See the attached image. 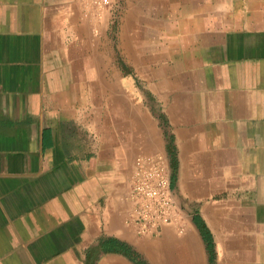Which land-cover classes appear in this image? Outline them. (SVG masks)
<instances>
[{"label":"crops","instance_id":"obj_1","mask_svg":"<svg viewBox=\"0 0 264 264\" xmlns=\"http://www.w3.org/2000/svg\"><path fill=\"white\" fill-rule=\"evenodd\" d=\"M192 18L179 72L154 91L189 219L139 237L125 194L133 160L155 149L134 140L131 110L103 124L101 22L79 0H0V264H133L103 251L110 240L147 264H210L194 218L214 264H264V27Z\"/></svg>","mask_w":264,"mask_h":264},{"label":"rangeland","instance_id":"obj_2","mask_svg":"<svg viewBox=\"0 0 264 264\" xmlns=\"http://www.w3.org/2000/svg\"><path fill=\"white\" fill-rule=\"evenodd\" d=\"M113 2V10L104 11L97 17L93 16L91 10L86 9L87 15L90 14L101 22V28L96 33L98 37L96 42L100 41L99 49L96 50L100 52L102 70L109 84L108 89L103 88L101 95L103 124L107 121L105 119H109L114 125L118 122L117 114L120 110L124 113L131 110L134 140L148 143L151 149H155V152L151 153L161 149L169 165L175 163L174 182L171 184L173 188L178 169L174 135L164 111L163 97L154 91L158 76L165 73L167 78L173 80V74L180 70L178 61L182 52L188 50V39L180 37V24L185 22L182 24H186L189 30L190 26L192 28L195 25L192 17L201 15L203 25H206L208 18L213 21L211 24L215 28L220 27L222 23L230 28H263L264 0H113ZM181 46L185 47V50ZM183 70L188 73L189 65ZM181 209L183 211L184 208ZM186 210L183 214L188 220L189 205ZM111 241L101 243L102 249L103 245L110 248ZM122 246L127 248L131 258L120 255L128 258L133 264H147L125 244Z\"/></svg>","mask_w":264,"mask_h":264},{"label":"built area","instance_id":"obj_3","mask_svg":"<svg viewBox=\"0 0 264 264\" xmlns=\"http://www.w3.org/2000/svg\"><path fill=\"white\" fill-rule=\"evenodd\" d=\"M97 17L114 8L113 0H79ZM128 208L124 224L139 237H157L163 227L185 229L186 218L171 185V169L165 154L142 153L135 157L125 194Z\"/></svg>","mask_w":264,"mask_h":264},{"label":"trees","instance_id":"obj_4","mask_svg":"<svg viewBox=\"0 0 264 264\" xmlns=\"http://www.w3.org/2000/svg\"><path fill=\"white\" fill-rule=\"evenodd\" d=\"M170 168H171V184H173L174 182V171L176 168L175 163H170ZM194 222L197 225V227L199 228L203 239L207 245V249L209 252V257H210V264H212L213 262V258H214V250H213V241H212V237L210 235V232L208 231V229L205 227L204 223L199 219V218H194ZM110 248H107L106 246L103 245V250L105 252H113V253H119V254H123L125 256H127L128 258H131L129 255V252L127 251L126 247H123L122 244H120L117 241L112 240L110 243Z\"/></svg>","mask_w":264,"mask_h":264},{"label":"bare ground","instance_id":"obj_5","mask_svg":"<svg viewBox=\"0 0 264 264\" xmlns=\"http://www.w3.org/2000/svg\"><path fill=\"white\" fill-rule=\"evenodd\" d=\"M173 227H174V226H173ZM163 228H164V227H163ZM163 228H162V229H163Z\"/></svg>","mask_w":264,"mask_h":264}]
</instances>
